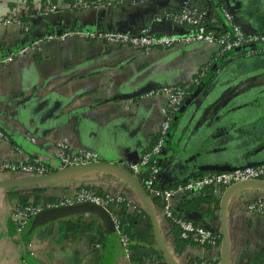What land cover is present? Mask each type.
Returning <instances> with one entry per match:
<instances>
[{"label": "crops", "instance_id": "crops-1", "mask_svg": "<svg viewBox=\"0 0 264 264\" xmlns=\"http://www.w3.org/2000/svg\"><path fill=\"white\" fill-rule=\"evenodd\" d=\"M222 1L245 32H264V0ZM67 2L18 0L0 9L1 19L18 16L29 22L25 30L0 21V161L36 156L55 169L57 143L65 141L71 148L95 150L104 161L126 166L153 142L163 117L165 93L147 92L176 84L189 86L207 64L203 82L210 78L209 82L189 89L172 115L157 180L184 181L209 165L264 162V53L220 52L217 43L205 40L141 49L85 39L77 33L60 36L86 27L137 31L147 22L155 32L184 34L187 27L163 16L183 3L206 8L210 24L219 28L223 19L214 4L207 0H92L68 8ZM49 4L56 8L45 13ZM34 39L39 40L37 50L1 63L8 50ZM80 185L120 193L136 206H125L120 213L122 228L129 227L132 234L128 244L119 239L109 209L86 204L64 213L55 208ZM206 194L219 197L218 208L204 202L201 209L187 210L181 204L191 196L183 192L176 193L171 203L177 212L221 233L223 192L210 188ZM262 196L263 188L249 185L227 199L229 264H264L262 256L253 260L264 249V215L246 208L249 200ZM26 204L38 208L20 227L13 213ZM153 205L165 244L178 264H190L194 258L222 264L221 238L215 246L185 240L179 249L174 229L157 201ZM142 210L130 181L110 168L4 188L0 264H22L23 259L30 264H165Z\"/></svg>", "mask_w": 264, "mask_h": 264}, {"label": "built area", "instance_id": "built-area-1", "mask_svg": "<svg viewBox=\"0 0 264 264\" xmlns=\"http://www.w3.org/2000/svg\"><path fill=\"white\" fill-rule=\"evenodd\" d=\"M216 6L217 12L223 19V25L219 28L213 27L208 19V11L204 7L183 3L181 6L165 11L163 16L175 25H184L189 29L184 34L160 33L152 30L150 23L142 25L137 31L128 28L98 29L86 27L83 29H69L65 34L77 33L85 39H99L108 43L128 44L141 49L151 47H168L177 43H188L194 40H205L215 42L219 45L220 52H232L235 50L244 51L248 54L264 53V32L247 33L234 20L232 12L222 0H207ZM87 0H71L66 3L68 8H77L87 5ZM55 4L46 5L45 13L54 11ZM0 21L4 23H15L28 30L29 22L18 16H8ZM39 40L34 39L29 44L21 46L17 50H8L1 58V63L6 64L19 55L29 50H37ZM209 66H202L192 79L193 84L203 81L208 73ZM188 86L176 84L147 93H165L166 100L161 107L163 117L153 142L144 149L140 155L127 163L126 167L140 181L148 195L157 200L161 214L167 220L168 226L177 225L179 237L200 245H218L220 233L214 229L195 222L191 217L177 212L171 200L178 192L186 193L188 196H195L205 191L206 188L216 189L224 192L230 185L251 179L264 180V162L258 164H245L228 170H203L191 178L173 183H161L157 180L159 172V158L164 151L165 142L170 127L173 113L179 108L188 92ZM57 167L62 168L70 165L85 164L104 161L101 155L91 149L71 148L65 141L57 143L55 153ZM54 170L49 164L38 157H25L17 161H0L1 172H20L27 175L44 174ZM77 202H92L110 211V217L114 228L117 229L119 239L123 244H128L129 238L124 234L121 225V210L123 206H133L126 197L120 193L99 190L97 187L80 185L70 196L60 200V204H72ZM114 206V208H111ZM37 206L26 204L15 208L13 219L15 224L23 227L29 217L36 212ZM246 208L264 215V196L254 198L246 203ZM22 264H30L23 259ZM190 264H212V261L202 258H194Z\"/></svg>", "mask_w": 264, "mask_h": 264}, {"label": "water", "instance_id": "water-1", "mask_svg": "<svg viewBox=\"0 0 264 264\" xmlns=\"http://www.w3.org/2000/svg\"><path fill=\"white\" fill-rule=\"evenodd\" d=\"M211 170H228L234 167H230L228 165H209L207 166ZM94 168H110L114 169L121 174H123L133 185L139 198L142 202V207L146 212L147 216L149 217L152 233L154 239L160 249L161 255L163 260L167 264H178L175 259L173 258L172 254L170 253L167 245L165 244L163 235L160 231L156 211L153 205L152 198L148 195L140 181L136 178V176L126 167L120 165L116 162L111 161H100V162H92V163H85V164H76L70 165L58 169H54L48 173L44 174H37V175H24V176H4L0 173V198L4 188L14 187V186H22V185H35L50 181L60 175L86 170V169H94ZM256 186L261 187L264 189V180L258 179H251V180H244L237 183H234L227 187L222 195L221 205H220V232H221V249H222V257L221 262L222 264H229V238L227 233V224H226V202L228 197L231 195L232 192L235 190L244 187V186ZM86 204L95 205L92 202H77L72 204L66 205H56L55 208L60 212L69 213L76 211L78 209L83 208ZM114 227V226H113Z\"/></svg>", "mask_w": 264, "mask_h": 264}, {"label": "trees", "instance_id": "trees-1", "mask_svg": "<svg viewBox=\"0 0 264 264\" xmlns=\"http://www.w3.org/2000/svg\"><path fill=\"white\" fill-rule=\"evenodd\" d=\"M68 1H71V0H68ZM92 0H87V2H91ZM22 19V18H21ZM210 78H207L206 80H204V85H206L208 82H209ZM193 86H196V84H190L188 86V89H192ZM100 190V189H99ZM210 188H206L204 192L198 194V195H195V196H192L190 197L188 200L184 201L181 205L186 208L187 210H198V209H201L202 208V203L204 202H210L213 204V207L214 208H218L219 207V197L217 196H210L208 194H206L207 191H209ZM152 201L156 202L157 200L153 199L152 198ZM125 206L122 207V209L124 208ZM144 212V210H142ZM174 231H175V235H176V239H177V246H179L178 248L180 249V246H181V242L184 243L185 239L183 238H180L178 233H179V228L177 227V225H172L171 226ZM124 234L127 238H130L132 236L131 232H130V228L129 227H124ZM220 238H221V233H220ZM219 238V240H220ZM260 256H262V258H264V249L261 250V252L254 257L253 260H256L258 258H260ZM162 263H165L166 262H162Z\"/></svg>", "mask_w": 264, "mask_h": 264}, {"label": "rangeland", "instance_id": "rangeland-1", "mask_svg": "<svg viewBox=\"0 0 264 264\" xmlns=\"http://www.w3.org/2000/svg\"><path fill=\"white\" fill-rule=\"evenodd\" d=\"M12 2H18V0H0V9H1V7H3L4 5H13V3Z\"/></svg>", "mask_w": 264, "mask_h": 264}]
</instances>
